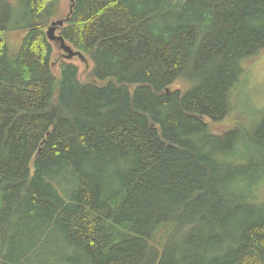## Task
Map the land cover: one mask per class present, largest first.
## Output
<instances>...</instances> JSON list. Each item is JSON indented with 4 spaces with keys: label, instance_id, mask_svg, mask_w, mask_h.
<instances>
[{
    "label": "trees",
    "instance_id": "16d2710c",
    "mask_svg": "<svg viewBox=\"0 0 264 264\" xmlns=\"http://www.w3.org/2000/svg\"><path fill=\"white\" fill-rule=\"evenodd\" d=\"M13 1L0 264H264V116L211 125L264 51V0H73L59 30L91 81L71 62L54 71L46 26L63 0ZM10 30L25 31L15 57Z\"/></svg>",
    "mask_w": 264,
    "mask_h": 264
},
{
    "label": "rangeland",
    "instance_id": "374dc122",
    "mask_svg": "<svg viewBox=\"0 0 264 264\" xmlns=\"http://www.w3.org/2000/svg\"><path fill=\"white\" fill-rule=\"evenodd\" d=\"M13 2H15L16 7L20 10L22 6L19 0ZM71 5V0H63L61 2L59 9L60 13L48 23L46 32H48L53 22L66 19L70 12ZM60 28L61 27L53 34V40H50L47 36L54 47V71L57 74L59 73V66L63 61L71 62L79 67L80 78L83 81H91L92 78L90 74L93 68L92 62L87 56L77 52L68 42L65 41V45H62V42L57 39L58 36H61ZM24 35L25 31L20 30H10L7 33V42L11 57L17 56ZM67 47L70 48L72 53L71 56ZM241 66L246 73L242 76L240 84L232 91V111L221 122L211 124L215 132H221L236 127L244 128V131L250 130L252 126L264 116V51L253 61H242ZM181 86V84H176L174 88H182ZM261 186H263L261 188L262 191L261 189L256 191L257 203L264 202L262 201L264 200V183L260 185L259 188Z\"/></svg>",
    "mask_w": 264,
    "mask_h": 264
},
{
    "label": "water",
    "instance_id": "95a60500",
    "mask_svg": "<svg viewBox=\"0 0 264 264\" xmlns=\"http://www.w3.org/2000/svg\"><path fill=\"white\" fill-rule=\"evenodd\" d=\"M71 1L73 2V0H71ZM71 9H72V5H71V8H70V11H71ZM69 18H70V16L68 15L66 17V19L58 20V21L52 23L51 27L49 28V30L47 32V35H48L50 40L54 39L53 34L58 30L59 27H63L65 22L68 21ZM57 39L62 42V45H65L66 42H65V40H64V38L62 36H58ZM67 49L69 50L70 56H71L72 53L70 51V48L67 47Z\"/></svg>",
    "mask_w": 264,
    "mask_h": 264
}]
</instances>
